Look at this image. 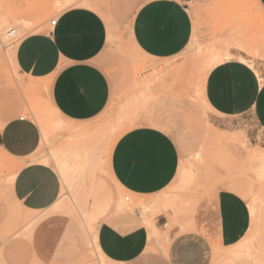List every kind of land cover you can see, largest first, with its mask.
<instances>
[{"label":"rangeland","instance_id":"obj_1","mask_svg":"<svg viewBox=\"0 0 264 264\" xmlns=\"http://www.w3.org/2000/svg\"><path fill=\"white\" fill-rule=\"evenodd\" d=\"M71 1H63V4L61 0H0V24L3 26L0 31L5 32L10 27L17 29L13 37H4L0 32V86L14 87L25 100L23 116L40 125L43 123L49 130L47 142H41L35 154L26 161L1 157L6 162L0 160V256L7 255L8 244L17 243L18 246L7 255V263L0 257V264H10L13 260L20 264H53L45 262L36 246V230L41 224L31 234L21 235L23 224L19 217L26 209L16 200L12 184L7 181L8 176L16 174L27 161L42 163L50 150L56 154L77 150L85 167L82 172L69 171L71 187L63 204L55 209L31 210L35 213L31 217L27 214L25 229L30 228L37 216L39 219L45 217V222L56 218L70 221L82 229L79 221L83 218L69 211L74 201L86 208L85 218L97 230L112 214H138L151 226L154 218L164 212L174 220L170 222L167 215L170 222L167 230L161 236L158 230L151 236L159 237L153 251L162 252L160 247L167 249L169 243L168 230L180 227L183 215L192 213L194 218L208 215L214 210L216 194L220 190H230L241 195L248 206L255 205L256 216L252 217L250 232L239 244L214 249L212 264H264V177L246 158L245 148L247 145L252 149H264V133L251 120L217 119L204 101L200 79L208 58L213 53L223 52L228 38L236 36L251 52H244L234 44L230 46L231 51L253 60L254 69L264 81V10L256 0L189 2L195 22L191 43L177 56L155 59L140 53L132 38L134 15L147 0ZM75 6H94L95 9H90L100 14L107 24V47L100 64L111 80V100L96 118L85 122L65 119L63 124L51 114L49 90L42 85L34 86L49 79L35 80L21 74L14 61V52L25 36L50 29L52 19ZM156 112L172 114L164 118L166 125L160 126L179 144L181 167L164 191L137 197L115 181L109 160L116 139L134 126L149 123L152 116L157 117ZM213 131L220 135L212 136ZM50 165L58 171L53 162ZM57 174L62 189L63 183L59 172ZM62 231V226L55 227L47 240ZM64 235L72 233L66 229ZM85 248V254L68 264H100L96 248H90L89 244L87 247L85 244Z\"/></svg>","mask_w":264,"mask_h":264},{"label":"crops","instance_id":"obj_2","mask_svg":"<svg viewBox=\"0 0 264 264\" xmlns=\"http://www.w3.org/2000/svg\"><path fill=\"white\" fill-rule=\"evenodd\" d=\"M193 1L147 0L140 5L132 25L133 43L139 52L147 57L167 59L185 51L195 32L188 6ZM256 1L264 10V0ZM90 8L75 6L63 11L53 28L28 34L14 52L21 74L35 80H50L34 86L42 85L49 90L51 114L63 124L65 119L75 122L94 119L111 100V80L100 64L107 47V24ZM202 73L203 98L217 119L251 120L264 133V81L254 68L236 55L211 63ZM25 111L22 95L11 85H1L0 147L12 161H26L43 141L42 128L46 126L23 116ZM156 113L157 117L152 116L149 123L123 132L116 139L109 160L115 181L137 197L164 191L181 167L179 144L160 126L166 125L164 118L172 114ZM38 173L48 178L42 187L33 186L31 180ZM10 184L14 197L26 209L19 217L23 224L21 235L31 234L41 224L36 230V246L45 262L68 264L85 254V244L90 247L91 242L87 224H94L81 218L78 221L82 229L70 221L56 218L45 222V217L38 216L25 229L28 210H47L60 197V179L51 165L27 161ZM249 206L241 195L220 190L215 196L214 210L208 215L196 218L192 213L183 215L181 228L175 226L168 230L169 243L167 249L160 247L162 252L153 251L159 237L152 238L151 230L156 227L161 236L174 220L168 213L159 214L151 226L138 214H112L96 229V243L109 263L212 264L214 249L236 246L250 232L253 216ZM58 226H62V233L53 234V239L48 241ZM66 229L72 235L65 236ZM16 245L8 244L6 254ZM7 255L0 257L6 262ZM9 263L20 264L14 260Z\"/></svg>","mask_w":264,"mask_h":264},{"label":"bare ground","instance_id":"obj_3","mask_svg":"<svg viewBox=\"0 0 264 264\" xmlns=\"http://www.w3.org/2000/svg\"><path fill=\"white\" fill-rule=\"evenodd\" d=\"M68 1V0H67ZM229 1V0H228ZM233 1V0H232ZM57 2V1H56ZM63 3V1H61ZM66 2V1H65ZM72 2V1H71ZM231 2V1H230ZM234 2V1H233ZM67 3V2H66ZM64 4V3H63ZM92 4V3H91ZM60 5V4H59ZM96 6V5H95ZM94 7V6H93ZM26 19V18H25ZM4 21V20H3ZM27 22V20H24ZM30 22V21H29ZM7 23V21H6ZM24 23V22H23ZM28 23V22H27ZM1 25V29L0 30H3V26L2 24ZM4 25H5V22H4ZM1 32V31H0ZM17 33V29L16 28H13V27H10L9 29H7L5 32H1V35H4V37H13L15 36V34ZM226 46L224 48V51L223 52H217V53H213L209 58H208V63H212V62H216L217 60H220L221 58H229V57H232V56H236L233 54V52L231 51V48L230 46L231 45H236L240 48V50L244 51V52H251L249 49V47L245 44V42L242 40V39H239L237 38L236 36H230L228 38V40L226 41ZM240 54V53H239ZM238 57L244 61L245 63H247L249 66H251L252 68H255L254 67V61L251 60V59H248L246 58L244 55H238ZM222 60V59H221ZM208 63L202 68L201 71H203V69L208 65ZM256 71V70H255ZM257 75L258 77L260 78L261 81H263L262 79V76L260 75L259 72H257ZM203 74V73H202ZM261 84V83H260ZM203 99V98H202ZM83 132V131H82ZM85 134V133H83ZM48 135H49V130L47 129V127H44L42 128V136H43V143H46L47 142V139H48ZM220 135V134H219ZM218 134L215 133V131L212 132V136L214 137H218L219 136ZM237 136V135H236ZM222 137V136H221ZM239 137V136H238ZM243 137V136H242ZM224 138V136H223ZM232 138V137H231ZM235 138V137H234ZM226 139V138H225ZM218 140V139H216ZM241 140V139H240ZM220 141V140H218ZM237 141L239 142V140L237 139ZM242 142V141H241ZM241 144V143H240ZM247 149V155H246V158H248L250 160V162H252V164L254 166H257L259 171H260V174L261 176L264 177V149H252V148H249L245 147ZM244 149V148H243ZM3 156H8L7 153L0 147V158ZM81 154L77 151V150H71L69 152H62L61 154H56L55 151L53 150H50L47 155L44 156V158L42 159V163L44 164H47L48 166L51 164V162H53L55 165H56V170H58L57 172H59L60 174V177H61V181L63 183V186H62V191H61V194L59 195V199L56 200L57 202L51 206L49 209H55V208H59L65 198L68 196L69 192V188L71 187V179H70V174H69V171L72 172V173H77V172H82L84 167H85V162H82L81 160ZM0 159V160H4V159ZM5 161V160H4ZM6 162V161H5ZM4 162V163H5ZM14 163V162H13ZM12 163V164H13ZM91 163V162H90ZM89 163V164H90ZM3 164V163H2ZM5 165V164H4ZM43 165V164H42ZM10 166H11V163H10ZM9 166V169L11 168ZM14 166V165H13ZM18 166L19 165H16L17 169H18ZM71 167L69 170H68V167ZM95 168V167H94ZM16 169V168H15ZM10 171H13V170H10ZM17 172V171H16ZM17 173L16 174H11L8 176L7 178V181L10 182V183H13L14 182V179L16 177ZM75 175V174H74ZM78 175V174H77ZM251 207V213H252V216L254 218V216H256V207L255 205H250ZM63 208V207H62ZM70 209L69 211H74L78 214V216H81L83 218V220L85 222H87L86 218H85V213H86V208H81V206L79 204L76 203V201H74V203L72 204V206H70ZM167 209V208H166ZM68 210V208L66 209ZM35 212L33 211H29L28 212V217H31L34 215ZM153 224V223H152ZM87 227H88V231H89V234H90V237H91V242H90V248L91 247H95L97 252H99V255H100V264H110L107 260H106V257L104 256L105 254H103L97 243H96V238H97V235H96V229L97 227H95L94 225H90V224H87ZM86 227V229H87ZM153 227V226H152ZM28 232V231H27ZM157 233V229L156 227H153L152 230H151V236L153 237L154 234ZM108 258V257H107ZM109 260V259H108Z\"/></svg>","mask_w":264,"mask_h":264},{"label":"snow or ice","instance_id":"obj_4","mask_svg":"<svg viewBox=\"0 0 264 264\" xmlns=\"http://www.w3.org/2000/svg\"><path fill=\"white\" fill-rule=\"evenodd\" d=\"M47 179L42 173H38L31 178L33 186L40 185L41 187L47 182Z\"/></svg>","mask_w":264,"mask_h":264},{"label":"built area","instance_id":"obj_5","mask_svg":"<svg viewBox=\"0 0 264 264\" xmlns=\"http://www.w3.org/2000/svg\"><path fill=\"white\" fill-rule=\"evenodd\" d=\"M56 22H57V19H52L50 21V26L53 28V26L56 24Z\"/></svg>","mask_w":264,"mask_h":264}]
</instances>
